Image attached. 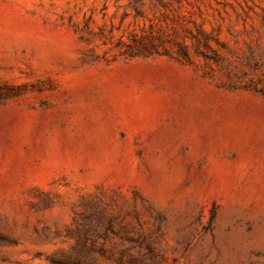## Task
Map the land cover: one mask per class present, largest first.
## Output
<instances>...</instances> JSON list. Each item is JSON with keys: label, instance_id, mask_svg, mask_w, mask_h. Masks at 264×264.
I'll use <instances>...</instances> for the list:
<instances>
[{"label": "rangeland", "instance_id": "374dc122", "mask_svg": "<svg viewBox=\"0 0 264 264\" xmlns=\"http://www.w3.org/2000/svg\"><path fill=\"white\" fill-rule=\"evenodd\" d=\"M0 264H264V0H0Z\"/></svg>", "mask_w": 264, "mask_h": 264}]
</instances>
